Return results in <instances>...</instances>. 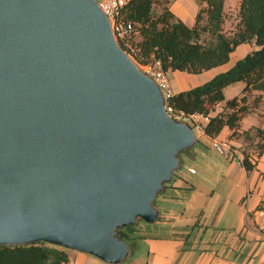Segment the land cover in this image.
Here are the masks:
<instances>
[{
  "label": "water",
  "instance_id": "1",
  "mask_svg": "<svg viewBox=\"0 0 264 264\" xmlns=\"http://www.w3.org/2000/svg\"><path fill=\"white\" fill-rule=\"evenodd\" d=\"M196 139L97 0H0V246L123 261Z\"/></svg>",
  "mask_w": 264,
  "mask_h": 264
},
{
  "label": "trees",
  "instance_id": "2",
  "mask_svg": "<svg viewBox=\"0 0 264 264\" xmlns=\"http://www.w3.org/2000/svg\"><path fill=\"white\" fill-rule=\"evenodd\" d=\"M171 1L129 0L124 6L125 20L140 32L138 45L142 62L159 59L167 72L198 73L227 62L239 44H254V48L226 70L200 84L173 92L167 98V105L174 113L207 116L200 130L205 135L215 138L227 126L231 129L230 138L242 136L247 145L241 149L240 163L246 171H251L264 151V128L253 126L238 131V126L243 116L261 103L260 94L248 103V93L254 89L264 91V0L240 1L239 20L231 34H226L222 28L224 0H201L205 5L197 11L192 25L176 18L169 6ZM155 6L159 10H155ZM203 19L205 21L200 23ZM236 82L243 83L241 94L226 99L224 107L213 113L215 106L225 99V87ZM255 209L263 210L264 200ZM129 227L132 226L118 228L117 236L128 239ZM69 251L44 241L2 245L0 264H70Z\"/></svg>",
  "mask_w": 264,
  "mask_h": 264
},
{
  "label": "crops",
  "instance_id": "3",
  "mask_svg": "<svg viewBox=\"0 0 264 264\" xmlns=\"http://www.w3.org/2000/svg\"><path fill=\"white\" fill-rule=\"evenodd\" d=\"M228 1L224 0V10ZM176 2L180 7L185 5L189 7L193 17L192 24L197 11L205 5L201 0L187 1V3L182 0H172L169 6L175 16ZM252 45L239 44L230 53L229 59L238 47L246 46L251 50ZM235 84L238 82L225 87V99L215 106L213 113L220 111L224 107L225 100L231 98L225 96V90ZM242 87L243 83L239 88L237 86L240 90L233 96L240 95ZM259 94L261 103L241 119L238 131L253 126L264 128V91L251 90L247 102L251 103L254 96ZM198 132L199 136L195 144L184 151L183 159L178 156L180 165L174 172L172 180L156 195L153 205L159 210L157 220L154 223L136 221L128 228L129 238L126 242L144 239L146 242L177 240L183 243L184 240L189 239L192 232H195L194 242L203 235H207L206 238L210 241L218 230L216 228L239 231L245 227L246 232L249 231L250 240L245 242L246 245L240 253V256L242 254L244 256H239L236 264H264V209H255L257 204L264 200V151L255 167L251 171H246L238 158V153L247 145L242 136L230 138L231 129L227 126L223 127L215 138L201 131ZM214 142L226 143L229 151L217 149L213 145ZM189 168L194 169V172H190ZM197 216H200V219L194 225ZM69 258L70 264H101L94 257L81 251L70 250ZM210 259L208 264H231L229 260L223 263L217 261L214 256ZM168 264H183V261L177 255Z\"/></svg>",
  "mask_w": 264,
  "mask_h": 264
},
{
  "label": "rangeland",
  "instance_id": "4",
  "mask_svg": "<svg viewBox=\"0 0 264 264\" xmlns=\"http://www.w3.org/2000/svg\"><path fill=\"white\" fill-rule=\"evenodd\" d=\"M187 1L192 2L193 0H182V2L186 3ZM239 4L240 0H229L226 5L222 26L223 31L226 34H231L237 26L239 20ZM188 8L189 7L186 5L180 7L177 2L174 4V9L177 11L176 18L187 24H192L193 17ZM155 10H159V7L155 6ZM204 21L205 20L203 19L200 23H203ZM252 47L254 48V44ZM247 50L246 46H240L232 53L227 62L198 73L180 70L168 71L167 77L172 91L177 92L180 90L179 88H189L210 79L216 73L227 69L237 58L239 59L243 57L250 51ZM239 85H242V83L238 82L235 86L227 88V90H225V96L229 98L232 97L234 93L239 92ZM195 132L196 135L199 136V132ZM185 152L181 153L179 156L181 159H183ZM199 219L200 216L195 218V223L193 222L194 225ZM137 221L141 222L143 220L138 219ZM202 222L203 219L201 220V223ZM241 229L242 230L239 231H232L227 228H216V234L210 241L207 240V235H203L194 242L193 237L195 232H192L191 235H189V239L184 240L183 243L177 240L146 242L144 239H137L135 242L128 241L129 253L127 257L116 264H168L177 255L180 256V260L183 261V264H208L211 260L210 258H213V256L217 261H221L222 263L229 260L231 264H236L238 258L244 256V254L240 256V253L246 245L245 242H249L250 240L249 231L246 232L245 227L244 229L243 227ZM90 257L94 256L90 255ZM94 258L100 261L101 264H110L103 262L96 257Z\"/></svg>",
  "mask_w": 264,
  "mask_h": 264
},
{
  "label": "built area",
  "instance_id": "5",
  "mask_svg": "<svg viewBox=\"0 0 264 264\" xmlns=\"http://www.w3.org/2000/svg\"><path fill=\"white\" fill-rule=\"evenodd\" d=\"M128 1L129 0H101L98 1V5L109 18L113 35L120 46L139 64L145 73L153 78L162 91L166 100L167 111L175 119L189 121L195 131H202L203 121L208 119L207 116L201 114L185 115L183 112L174 113L171 107L167 105V98L172 95L173 91L170 87L167 71L162 68L161 61L159 59H151L142 62L141 48L138 45V40L140 38L139 29L124 18L123 9ZM213 145L221 151H229V147L226 143L214 142ZM238 158L240 161L242 160L243 155L241 152L238 153ZM189 171L193 173L194 169L189 168Z\"/></svg>",
  "mask_w": 264,
  "mask_h": 264
}]
</instances>
